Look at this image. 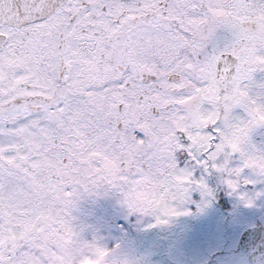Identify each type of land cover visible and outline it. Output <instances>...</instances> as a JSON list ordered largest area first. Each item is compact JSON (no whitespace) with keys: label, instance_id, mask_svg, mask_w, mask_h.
Here are the masks:
<instances>
[{"label":"snow or ice","instance_id":"6c2138e0","mask_svg":"<svg viewBox=\"0 0 264 264\" xmlns=\"http://www.w3.org/2000/svg\"><path fill=\"white\" fill-rule=\"evenodd\" d=\"M257 73L264 0H0V264H129L74 225L102 189L149 227L212 173L252 207Z\"/></svg>","mask_w":264,"mask_h":264},{"label":"rangeland","instance_id":"374dc122","mask_svg":"<svg viewBox=\"0 0 264 264\" xmlns=\"http://www.w3.org/2000/svg\"><path fill=\"white\" fill-rule=\"evenodd\" d=\"M251 140L254 142L252 137ZM230 166H238V161L234 158ZM195 175L199 178L202 172L196 170ZM250 175L249 170L242 173V180L254 182L247 185L242 183L240 192L246 193L253 200L252 207H245L236 194H230L228 189L226 191L230 204L238 210L233 212V217L229 216V231H226L222 224L224 211L213 208L208 210V200L206 206L202 205L201 209L197 210V205L201 204L199 192L191 193V202L183 205L181 209L187 210L189 215L174 217L167 224L149 227L155 224L154 217L130 215L119 203L118 193L102 189L98 194L85 197L78 203L73 212L76 217L74 225L78 231L83 229L85 239L91 240L95 237L97 242L107 249L119 245L118 252L128 259L129 264H250L236 246L238 236L244 228L264 226V180L254 174L253 178ZM205 180L212 189V199L216 198V183L218 187H226L215 173L206 175ZM257 193L261 195L257 196ZM120 211L123 212L121 216L118 215ZM127 220L130 224H126ZM205 227H211L213 235H206L205 242L196 244L193 249L183 250V238L198 237ZM178 234L182 235V241L176 239ZM210 236H213V239H210ZM162 238L168 243L164 247ZM186 252L192 254L191 259L186 258ZM179 257L185 260L180 263L177 260Z\"/></svg>","mask_w":264,"mask_h":264},{"label":"trees","instance_id":"16d2710c","mask_svg":"<svg viewBox=\"0 0 264 264\" xmlns=\"http://www.w3.org/2000/svg\"><path fill=\"white\" fill-rule=\"evenodd\" d=\"M216 186L218 187V183H216ZM225 190L226 189L223 186H220V187L217 188L216 199H214V200L211 199L210 202L208 201L209 202L208 203V207H207L208 210H211V208H213V204L214 203L216 204L217 207H218V205H221L222 209L228 208L227 198L225 197ZM118 215L119 216L123 215V212L120 211L118 213ZM78 222H80V221H78ZM223 225H224V228L226 229V231H227V229L229 231L230 225H229V219H228L227 215L226 216L224 215ZM95 226H97V224ZM212 232L213 231L211 230V228L205 227L204 230L202 231V233L199 234L198 237L197 236H195V237L194 236H192V237H188L187 236L185 239L183 238L184 246H185V248L183 247V250H185V251L191 250V249H193V247L196 246V244L199 245V243L202 244L201 242L204 243L206 235L211 234ZM211 235H213V234H211ZM181 237H182V235L178 234L176 236V239L178 241L179 240L182 241ZM210 239H213V236H210ZM162 241H163V247L168 244L165 238H162ZM208 242H210V241H208ZM210 243H217V242L214 241V242H210ZM163 247H161V248H163ZM155 249H158V248L155 247ZM186 253H185V255H186ZM186 258L191 259L192 258V254L191 253H187ZM177 260H179V262L182 263V260H185V259H183V257H179ZM218 261L220 262V260H218ZM197 264H209V263L200 262V263H197ZM220 264H221V262H220Z\"/></svg>","mask_w":264,"mask_h":264},{"label":"water","instance_id":"95a60500","mask_svg":"<svg viewBox=\"0 0 264 264\" xmlns=\"http://www.w3.org/2000/svg\"><path fill=\"white\" fill-rule=\"evenodd\" d=\"M237 246L247 255L251 264H264V227L253 226L245 229Z\"/></svg>","mask_w":264,"mask_h":264},{"label":"flooded vegetation","instance_id":"af4514ba","mask_svg":"<svg viewBox=\"0 0 264 264\" xmlns=\"http://www.w3.org/2000/svg\"><path fill=\"white\" fill-rule=\"evenodd\" d=\"M255 76L257 81H264V73H257ZM251 137L254 139V142L252 141L253 144H255L258 148H264V128L255 129L252 132ZM250 174L253 178V173H251V171Z\"/></svg>","mask_w":264,"mask_h":264}]
</instances>
